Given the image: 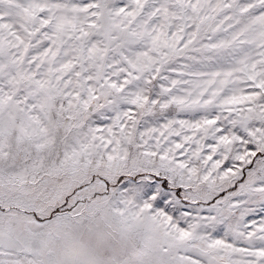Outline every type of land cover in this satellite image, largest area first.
Masks as SVG:
<instances>
[{"label":"snow or ice","instance_id":"6c2138e0","mask_svg":"<svg viewBox=\"0 0 264 264\" xmlns=\"http://www.w3.org/2000/svg\"><path fill=\"white\" fill-rule=\"evenodd\" d=\"M0 264H264V0H0Z\"/></svg>","mask_w":264,"mask_h":264}]
</instances>
